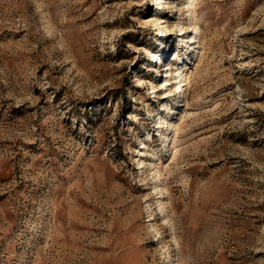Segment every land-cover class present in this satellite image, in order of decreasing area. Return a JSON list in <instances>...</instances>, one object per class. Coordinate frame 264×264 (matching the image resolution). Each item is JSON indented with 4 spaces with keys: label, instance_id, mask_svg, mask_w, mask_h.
I'll list each match as a JSON object with an SVG mask.
<instances>
[{
    "label": "rangeland",
    "instance_id": "rangeland-1",
    "mask_svg": "<svg viewBox=\"0 0 264 264\" xmlns=\"http://www.w3.org/2000/svg\"><path fill=\"white\" fill-rule=\"evenodd\" d=\"M0 264H264V0H0Z\"/></svg>",
    "mask_w": 264,
    "mask_h": 264
},
{
    "label": "bare ground",
    "instance_id": "bare-ground-1",
    "mask_svg": "<svg viewBox=\"0 0 264 264\" xmlns=\"http://www.w3.org/2000/svg\"><path fill=\"white\" fill-rule=\"evenodd\" d=\"M191 1L194 2V0H190V2H191ZM190 6H191V4H190V5H187V8H191V7H192V6H191V7H190ZM169 85H172V82L169 83Z\"/></svg>",
    "mask_w": 264,
    "mask_h": 264
}]
</instances>
